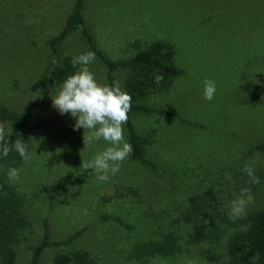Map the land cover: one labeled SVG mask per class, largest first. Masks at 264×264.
I'll list each match as a JSON object with an SVG mask.
<instances>
[{
    "label": "rangeland",
    "instance_id": "obj_1",
    "mask_svg": "<svg viewBox=\"0 0 264 264\" xmlns=\"http://www.w3.org/2000/svg\"><path fill=\"white\" fill-rule=\"evenodd\" d=\"M73 3L0 0V80L7 89L0 93L13 107H28L36 100L42 104L30 159L17 167L18 182L7 178L25 194L23 208L32 223L15 248L14 264H27L32 246L42 236L45 219L52 240L88 228L69 245L46 248L39 264H54L56 252L80 248L89 250L100 264H220L207 258L209 253L223 251L207 241L201 223L178 228L182 251L173 257L143 263L126 259L121 240H131L136 230L153 224L139 216L129 196L116 205L92 206V193L102 186L108 192L113 187L97 180V174L82 164L109 144L101 139L85 145V130H75V118L70 113L60 114L53 106L52 97L61 85L53 88L42 83L40 89H32L47 66L48 41L64 26ZM84 5V18L97 45L112 60L127 59L157 40L175 49L174 62L183 73L168 91L153 93L143 102L175 107L184 120L159 115L133 117L137 131L149 136V155L159 166L168 167L162 183H174L172 196L185 199L203 188L209 191L213 204L226 205L236 199L240 194L236 195L235 181L240 179L243 186L247 176L244 166L251 164L255 172L264 171V154L249 152L251 144L264 142V0H85ZM88 51L92 52L81 30L63 44V53L72 60ZM89 67L99 82L108 83L107 68L96 54ZM127 73L125 66L113 72L114 82L123 89ZM205 79L217 85L212 101L203 95ZM226 172L231 174V182L227 183ZM128 184L134 182L122 181L120 187L127 195L131 192ZM186 187L193 188L186 191ZM257 202L254 198L248 208ZM98 210L120 215L137 228L128 231L117 229L112 221L101 222ZM0 264H4L1 259Z\"/></svg>",
    "mask_w": 264,
    "mask_h": 264
},
{
    "label": "trees",
    "instance_id": "obj_2",
    "mask_svg": "<svg viewBox=\"0 0 264 264\" xmlns=\"http://www.w3.org/2000/svg\"><path fill=\"white\" fill-rule=\"evenodd\" d=\"M84 2L85 0H74L64 26L49 39L50 52L47 66L32 84V89H40L42 83H50L53 88L58 87L69 75L76 72V68L72 65V58L63 53V44L77 30H81L88 47L105 64L108 84L114 83L113 72L116 69L123 66L128 68L124 90L131 94L132 107L128 113L127 124L124 126V137L132 145L133 151L122 162L118 173L114 176L110 175L106 182L105 185L113 187V190L105 191V187L102 186L100 191L98 188L94 192L96 195L91 194L92 206L116 205L120 201L123 203L126 196H129L132 199L130 203L137 207L139 216L153 224L152 228L136 230L133 239L123 238L121 240L125 245V258L143 263L158 257H173L182 251L180 242L182 235L178 232V228L183 224L201 223L205 228L204 235L207 241L220 246L223 251L207 254L209 260L220 261V264H264V201H262L264 199V171L255 172L262 186L260 183L249 184L247 176L244 177L243 186L239 185L240 179H236V195L240 194L241 187L250 188L258 202L247 208L245 218L235 222L230 220L228 215L233 200L226 205L222 202L213 204L209 191L203 188L185 199L179 200L173 197L172 190L176 188L174 183L167 182L170 183L169 188L167 183H162L166 173H169L168 167L159 166L149 155V136H143L137 131L133 117L138 114L159 115L184 120L175 107H159L143 102L153 93L168 91L175 79L183 73V70L174 62L175 49L172 44L157 40L137 50L127 59H110L97 45L94 34L85 21ZM53 59L56 63H53ZM159 74L163 75V80L157 84L155 77ZM4 83L5 81L1 79L0 92L7 90ZM40 102L36 100L28 107H13L0 93V122L8 127L5 141L12 147L17 139L21 140L27 145L28 155L33 146L35 130L41 117L39 110L42 104ZM249 152L264 154V142L258 141L251 144ZM24 162L14 148L6 157L0 151V259L4 264H14L15 248L32 226L23 208L25 194L18 185L10 183L7 179L8 170L20 167ZM125 180L134 182L132 186L128 184L131 186L129 195L120 188L122 181ZM229 187L231 188L230 185ZM190 188L193 187L185 189L188 191ZM171 210L176 212L175 215ZM97 214V220L112 221L116 223L117 229L124 227L131 231L137 228L120 215L99 210ZM241 225H250V227L247 231H241ZM48 226V221L45 219L42 236L32 246L27 264H39L46 248L69 245L88 228L86 225L65 239L52 240ZM52 260L54 264H100L93 260L89 250L83 248L56 252Z\"/></svg>",
    "mask_w": 264,
    "mask_h": 264
},
{
    "label": "clouds",
    "instance_id": "obj_3",
    "mask_svg": "<svg viewBox=\"0 0 264 264\" xmlns=\"http://www.w3.org/2000/svg\"><path fill=\"white\" fill-rule=\"evenodd\" d=\"M94 59L95 54L91 51L73 58V67L76 68L79 65V69L63 81L58 94L52 97V104L60 114L70 113L75 118L73 125L75 130L80 128L85 130L83 134L85 145L101 139L109 144L89 163L82 164L84 169H92L93 173L97 174V180L106 182L110 175L114 176L118 173L122 162L133 151L132 145L124 137V126L127 124L128 113L131 111L132 97L119 82L112 84L99 82L89 67ZM53 63H56L55 59H53ZM162 80V74L156 75L155 82L157 84ZM216 91V82L205 79L204 98L207 101H212ZM5 137V126L0 123V151L5 157L14 148L24 161L30 159L26 144L17 139L10 147L5 141ZM243 171L249 178V184L260 183L251 164H246ZM7 175L10 181L18 182L20 180V170L17 168H10ZM225 179L231 182V174L226 172ZM251 203H254L251 189H241L240 195L231 202L229 219L235 222L245 218L248 205ZM249 227L250 225H241L240 230L247 231Z\"/></svg>",
    "mask_w": 264,
    "mask_h": 264
}]
</instances>
